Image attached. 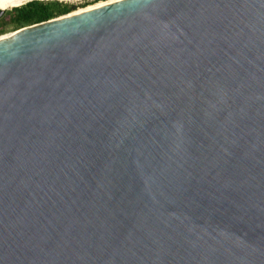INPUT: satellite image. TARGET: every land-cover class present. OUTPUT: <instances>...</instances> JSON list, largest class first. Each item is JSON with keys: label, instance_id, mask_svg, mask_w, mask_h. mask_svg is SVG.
<instances>
[{"label": "water", "instance_id": "water-1", "mask_svg": "<svg viewBox=\"0 0 264 264\" xmlns=\"http://www.w3.org/2000/svg\"><path fill=\"white\" fill-rule=\"evenodd\" d=\"M70 12L0 36V264H264V0Z\"/></svg>", "mask_w": 264, "mask_h": 264}, {"label": "trees", "instance_id": "trees-1", "mask_svg": "<svg viewBox=\"0 0 264 264\" xmlns=\"http://www.w3.org/2000/svg\"><path fill=\"white\" fill-rule=\"evenodd\" d=\"M73 10H75L73 4H65L58 0H29L19 6L5 10L2 15L3 17L5 15V18L0 21V33L3 25L10 24L15 30Z\"/></svg>", "mask_w": 264, "mask_h": 264}, {"label": "rangeland", "instance_id": "rangeland-1", "mask_svg": "<svg viewBox=\"0 0 264 264\" xmlns=\"http://www.w3.org/2000/svg\"><path fill=\"white\" fill-rule=\"evenodd\" d=\"M58 1H61L62 3H65V4H73L74 5V9L73 11H76L78 9H84L86 7H89V6H92L94 4H97L99 2H103V1H106V0H58ZM5 10H9V8L7 9H4ZM5 18V15L4 17L0 16V21L1 20H4ZM2 32L0 33L3 34V33H7V32H11L13 30V26H11L10 24H7V25H3L2 26Z\"/></svg>", "mask_w": 264, "mask_h": 264}, {"label": "bare ground", "instance_id": "bare-ground-1", "mask_svg": "<svg viewBox=\"0 0 264 264\" xmlns=\"http://www.w3.org/2000/svg\"><path fill=\"white\" fill-rule=\"evenodd\" d=\"M26 1H29V0H7V1H2V2H0V9L1 10L7 9V8L10 9V8H12L14 6H19V5L23 4ZM116 1H119V0H106V1L94 4L92 6L86 7L84 9H78L76 11H71L69 14L80 12V11L86 10L87 8L97 7V6H100V5H103V4L112 3V2H116Z\"/></svg>", "mask_w": 264, "mask_h": 264}, {"label": "flooded vegetation", "instance_id": "flooded-vegetation-1", "mask_svg": "<svg viewBox=\"0 0 264 264\" xmlns=\"http://www.w3.org/2000/svg\"><path fill=\"white\" fill-rule=\"evenodd\" d=\"M4 12H5V11L3 10V11L0 13V16H2Z\"/></svg>", "mask_w": 264, "mask_h": 264}]
</instances>
